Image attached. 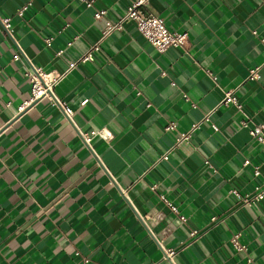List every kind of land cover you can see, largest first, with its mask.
<instances>
[{"label": "crops", "instance_id": "obj_1", "mask_svg": "<svg viewBox=\"0 0 264 264\" xmlns=\"http://www.w3.org/2000/svg\"><path fill=\"white\" fill-rule=\"evenodd\" d=\"M90 1L0 0L25 54L14 60L0 23V264H264V200L231 193L264 182V146L250 135L264 127V0H151L189 36L186 50L159 52L126 23L70 70L130 5ZM33 67L64 75L54 93L73 123L47 98L20 110ZM234 90L240 108L222 105ZM94 130L107 136L92 150L79 131Z\"/></svg>", "mask_w": 264, "mask_h": 264}, {"label": "built area", "instance_id": "obj_2", "mask_svg": "<svg viewBox=\"0 0 264 264\" xmlns=\"http://www.w3.org/2000/svg\"><path fill=\"white\" fill-rule=\"evenodd\" d=\"M84 3H86L88 8H93L94 1L90 0H79ZM150 2L151 0H130V5L128 6V9L126 13L122 16V18L117 22H112L110 20L106 21V25L104 30L102 31V37L101 40L98 41L96 44H94L84 55H82L79 60L76 63L70 64V70L75 68L78 63H85L87 61H93L94 60V52L99 51L101 43L104 42V40L114 33L115 31H119L124 27V24L131 23L133 24L136 29L139 31V33L151 44L153 45L159 52H165L168 49L176 48L180 50H186L187 44H188V37L186 33H178L173 32L169 30L167 27L165 21L158 17L157 15L150 12ZM28 9V6L23 7L19 12L18 15H23L24 12ZM105 10H97L94 14L95 20H101L104 19L106 15ZM1 27L4 30V32L7 34V36H10V38L13 40V42L17 45L18 51L14 55V60H19L21 57L25 54L23 50L20 48L15 36H14V29L12 27V19L11 18H1L0 19ZM52 39H47L46 43L48 46H51ZM261 43L264 46V37L261 39ZM69 45H72L70 43ZM63 51H59L58 55H61ZM34 68V67H33ZM35 69V68H34ZM262 69V66L256 67L251 70L249 75V80H258L260 75V71ZM36 72H34L33 69L29 70L28 77L31 81V97L28 101L23 103V106L20 107V110H24L27 107L31 106L33 103L37 101H42V99H49L53 106H56L57 108H60L63 110L66 118L73 123L72 117L74 116V110L61 101L54 93V86L61 81L64 78V75L57 79L47 78L45 74H43L40 70L35 69ZM236 92L231 91L226 93L224 100L222 101V105H229L234 104L238 106V101L236 98ZM87 100L83 101V105L87 104ZM240 108V106H238ZM210 115H207L204 119V121H209ZM200 125H194L192 129H190V132L182 135L180 139L176 142V144L172 147L171 150L167 154H165L159 162L161 161H167L169 159V153H171L174 149L179 147L184 141L188 140L191 136V133L197 129ZM245 126L247 124L245 123ZM244 126V127H245ZM174 129V124H171V126H168V130ZM80 136L83 139V141L92 149L91 143L95 137H101L103 139L106 138V133L104 131H91L89 133H83L81 131ZM250 135L259 143L264 146V127L263 126H255L252 129H250ZM93 150V149H92ZM250 161L246 160L244 165L248 166L250 165ZM254 175L258 176L260 175V169L258 167H255L254 169ZM235 197H237L242 203L245 204H253L255 202L263 201L264 200V182L261 187L257 188L253 195L251 196H245L242 198L241 194L237 190H233L231 192ZM167 202V201H165ZM168 206L170 207L171 211L174 213H177L176 207H174L172 204L168 203ZM217 221V218L214 217L212 219L211 223H214ZM239 235L235 236L232 239V242L234 243L235 247L238 250H245L246 247L244 245L239 244L238 241ZM163 248V247H162ZM175 252L167 250L165 251L164 260L171 259L174 256ZM154 264H161V262H156Z\"/></svg>", "mask_w": 264, "mask_h": 264}]
</instances>
